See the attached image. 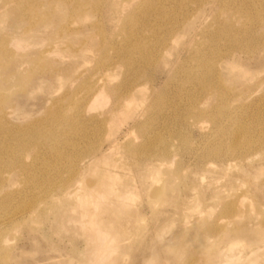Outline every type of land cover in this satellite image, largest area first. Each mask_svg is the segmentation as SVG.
<instances>
[{
	"label": "rangeland",
	"instance_id": "rangeland-1",
	"mask_svg": "<svg viewBox=\"0 0 264 264\" xmlns=\"http://www.w3.org/2000/svg\"><path fill=\"white\" fill-rule=\"evenodd\" d=\"M0 130V264H264V0H0Z\"/></svg>",
	"mask_w": 264,
	"mask_h": 264
},
{
	"label": "bare ground",
	"instance_id": "bare-ground-1",
	"mask_svg": "<svg viewBox=\"0 0 264 264\" xmlns=\"http://www.w3.org/2000/svg\"><path fill=\"white\" fill-rule=\"evenodd\" d=\"M188 18H190V17H188ZM220 58V57H219ZM218 71V70H217ZM102 74V73H101ZM104 75V74H103ZM107 76H108V73L106 74ZM103 77H105V76H103ZM94 81V80H93ZM212 81V80H211ZM106 83V82H105ZM107 84H108V82H107ZM109 85V84H108ZM107 85V86H108ZM110 86V85H109ZM128 86V85H127ZM130 86H132V87H134L133 85H130ZM131 87V88H132ZM111 87H109V89H110ZM115 89H116V87H114ZM113 88V90H115ZM128 88V87H127ZM105 89H106V87H105V84L103 83V81H102V77H98V79H96L95 81H94V85L93 84H91V86H89L88 88H87V90H88V95H87V98H86V103H84V104H82V105H86L87 104V106H89V107H95V105H97V104H99L101 101H100V99H99V95L102 93V92H104L105 91ZM112 89V88H111ZM110 89V90H111ZM130 89V88H129ZM113 90H111V92H113ZM132 90H133V88L131 89V90H127V91H129V92H127V94H126V96L125 97H116L115 99V102H116V105L118 106V108H120V109H128V108H130V106H131V102H132V100H133V94H132ZM116 91V90H115ZM102 104V103H101ZM81 105V106H82ZM83 107V106H82ZM86 107V106H85ZM117 108V109H118ZM1 129H2V127H1ZM1 131V130H0ZM140 149V148H139ZM139 149H136V148H134L133 150H131L132 151V153H140V151L141 150H139ZM144 151V150H143ZM82 161V160H81ZM82 165H83V163H82ZM76 166H79V165H76ZM77 168V167H76ZM84 168V167H83ZM71 169V168H70ZM69 169V170H70ZM77 169H79L80 170V168H77ZM77 169H75L74 170V172L77 170ZM74 172H71V174L72 173H74ZM77 173H78V171H77ZM82 173H84V172H82ZM70 174V175H71ZM89 174H90V171H89ZM112 174V173H111ZM110 174V175H111ZM75 175H77L78 176V174H75ZM83 175V174H82ZM86 176H88V174L86 175ZM100 176H102V175H100ZM113 176V175H112ZM74 177V176H73ZM84 177V176H83ZM89 178V177H88ZM93 178H94V176H93ZM113 178V177H112ZM90 179V178H89ZM96 179V178H95ZM87 180V179H86ZM91 181H92V179H90ZM94 180V179H93ZM80 182H82V181H80ZM76 183V182H75ZM74 183V184H75ZM88 183H89V180H88ZM77 184H78V182H77ZM80 185L82 184V183H79ZM78 184V185H79ZM91 184H93V183H91ZM112 184V183H111ZM110 184V185H111ZM73 185V184H72ZM85 185V184H84ZM90 185V184H89ZM113 185V184H112ZM75 186H77L76 184H75ZM79 189H80V187L79 186H77ZM90 187V186H89ZM76 188V187H75ZM77 189V188H76ZM78 189V190H79ZM93 189V188H92ZM87 190H88V188H87ZM86 190V191H87ZM89 191H90V189H89ZM87 193H89V192H87ZM90 196H91V193L89 194ZM86 197V196H85ZM85 197L83 198V199H85ZM88 198H91L90 200L92 201H90L89 199V203H88V206L90 205H92L91 203H93V205L95 204V205H97V203H96V200H97V202H98V196L95 198V196H91V197H89V196H87ZM87 197H86V199H87ZM128 197H131V196H128ZM134 197H135V195H134ZM127 198V197H126ZM132 198V197H131ZM86 199H85V201H84V203L86 202ZM112 199V198H111ZM125 200V199H124ZM128 200H129V198H128ZM102 201V200H101ZM101 201L99 202V203H101ZM105 201V200H104ZM106 202V201H105ZM126 202H127V200H126ZM103 203V202H102ZM124 203V202H123ZM103 204H105V203H103ZM92 205V206H93ZM115 205H117V204H115ZM121 205V204H120ZM89 206V207H90ZM91 206V207H92ZM119 206V205H118ZM87 207V206H86ZM95 207V206H94ZM97 208V207H96ZM122 208H124L123 207V205H122Z\"/></svg>",
	"mask_w": 264,
	"mask_h": 264
}]
</instances>
